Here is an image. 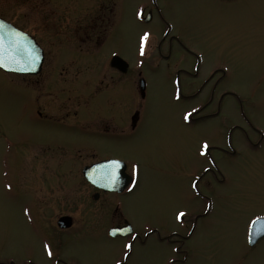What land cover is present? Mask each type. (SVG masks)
<instances>
[{
  "label": "rangeland",
  "instance_id": "rangeland-1",
  "mask_svg": "<svg viewBox=\"0 0 264 264\" xmlns=\"http://www.w3.org/2000/svg\"><path fill=\"white\" fill-rule=\"evenodd\" d=\"M0 16L46 54L37 75L0 69V264H264V238L249 243L264 217V0H0ZM94 23L101 41L81 43L74 27ZM104 159L134 184L95 200L82 170ZM125 221L133 234L111 238Z\"/></svg>",
  "mask_w": 264,
  "mask_h": 264
},
{
  "label": "water",
  "instance_id": "water-1",
  "mask_svg": "<svg viewBox=\"0 0 264 264\" xmlns=\"http://www.w3.org/2000/svg\"><path fill=\"white\" fill-rule=\"evenodd\" d=\"M151 15L146 18L150 20ZM0 35L6 40V46L0 52V58L3 63L0 68L8 73L37 75L42 71L45 55L44 50L34 37L14 26L10 22L0 17ZM113 65L118 66L126 72L129 64L120 57L113 59ZM141 89L143 94L146 89V82L141 80ZM116 159L104 160L84 169V176L92 184L106 190L122 192L132 181V176L126 173V164L120 161L118 167L112 164ZM98 197L97 195L95 196ZM255 222V223H254ZM249 233V242L254 246L262 237H264V218L254 220ZM61 227H70L72 217L65 216L59 221ZM132 226L127 224L122 227H114L109 230L112 237L126 236L132 233Z\"/></svg>",
  "mask_w": 264,
  "mask_h": 264
},
{
  "label": "flooded vegetation",
  "instance_id": "flooded-vegetation-1",
  "mask_svg": "<svg viewBox=\"0 0 264 264\" xmlns=\"http://www.w3.org/2000/svg\"><path fill=\"white\" fill-rule=\"evenodd\" d=\"M103 19H105L104 17H103ZM56 25V24H55ZM77 27L75 28L74 27V29H73V31H74V35L76 34L77 36H79V41L81 42V43H91V44H96V43H99L100 41L99 40H96V41H93V36L95 35H97V38H99V31L100 30H104V25L102 24V23H94V24H89V25H86V26H84V25H82V24H78V25H76ZM64 27V31L65 30H67V28L65 27V26H63ZM95 42V43H94ZM102 46V45H101ZM76 57H77V59H78V55H75ZM115 56V55H114ZM67 57L69 58V57H71V54L70 55H67ZM72 57H74V56H72ZM111 66H112V64H111ZM112 68H113V70H116L119 74H121V76L123 75V76H125V72H123L118 66H112ZM78 80V79H77ZM81 89L82 88H80L79 89V91H81ZM73 90H74V92H75V94H76V98L78 99V83H76V87H74L73 88ZM63 111H65V116L64 117H75V119H78V107H75L74 109H72V108H66V107H64L63 106V109H62ZM39 112H38V114L40 115V117L41 118H46V117H48L47 115L48 114H45L44 112H42V110L41 109H39L38 110ZM68 111H69V113H68ZM53 116V115H52ZM55 116V115H54ZM138 120H139V112H136L133 116H132V120H131V128L132 129H135L136 128V125H137V123H138ZM242 129V132L243 133H245V138H246V141L249 143V144H252V140H251V138H250V136L248 135V133L246 132V130H244V128L242 127V126H235V129ZM253 129V131L254 132H257V130L256 129H254V128H252ZM43 145V148H45L46 147V149L47 150H43V155H44V157L45 156H49L51 153L49 152V149H50V147H51V145H49V143H44V144H42ZM228 145L233 149V147H234V145H233V143H232V141L230 140V138L228 139ZM58 147H61V146H59L58 145ZM57 146H55V148H58ZM63 148V147H62ZM220 150H222L223 152H225V153H230V151L226 148V147H224V146H221L220 147ZM73 151H75L74 152V154H78V147H75V148H73ZM128 171V167H127V169H126V172ZM82 172H83V170H82ZM89 183V182H88ZM90 184V183H89ZM91 186H92V188L93 189H95L96 190V192H95V195H94V197L97 195V196H100V194H102V193H105V194H107L108 192H105L103 189H101V188H98V187H96V186H94V185H92V184H90ZM98 199H99V197H98ZM114 215H117V214H120V211H119V208L117 207V208H115V212L113 213ZM62 216V215H61ZM57 223H58V220H57ZM124 224H125V222H124ZM124 224H121V225H124ZM60 230L62 231V230H64V229H61L60 228ZM62 234V233H61ZM174 235H176V236H179V234L178 233H176V232H172V234L170 235V237H172V236H174ZM182 237V236H181ZM184 238V237H183ZM167 240H169V242L170 241H172V239H168L167 238Z\"/></svg>",
  "mask_w": 264,
  "mask_h": 264
},
{
  "label": "snow or ice",
  "instance_id": "snow-or-ice-1",
  "mask_svg": "<svg viewBox=\"0 0 264 264\" xmlns=\"http://www.w3.org/2000/svg\"><path fill=\"white\" fill-rule=\"evenodd\" d=\"M147 38H148V34H147V33H145V35L141 38V43H142L141 53H142V54H143V50H144V47H143V46L146 44V42H147ZM5 46H6V40H5V37H4L3 35H0V52H2V51L4 50ZM2 63H3V59L0 58V64H2ZM185 118L187 119V117H185ZM207 148H208V144L205 142V144H204V149L206 150ZM112 164H113L114 166L118 167L119 164H120V161H113ZM185 215H186V213H184V212H179L178 215H177V219H182ZM257 220H259V217H257ZM254 223H255V222H254ZM46 247H47V245H46ZM126 247L129 248V249H131L132 244L129 243V244L126 245ZM48 255H49V256L52 255V252H51L50 249H49V251H48Z\"/></svg>",
  "mask_w": 264,
  "mask_h": 264
}]
</instances>
